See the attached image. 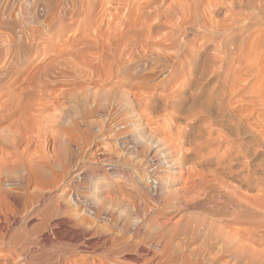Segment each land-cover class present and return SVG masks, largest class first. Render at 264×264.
Segmentation results:
<instances>
[{"label":"bare ground","instance_id":"bare-ground-1","mask_svg":"<svg viewBox=\"0 0 264 264\" xmlns=\"http://www.w3.org/2000/svg\"><path fill=\"white\" fill-rule=\"evenodd\" d=\"M136 10L139 15L134 22L132 38L143 53L149 52L166 62L172 73L162 82L164 86L179 77L184 87L181 93L170 96V100L164 97V90L159 92L164 98L156 96V86L153 91L140 86L120 88L110 95V104L136 111L139 132L133 137L126 136L125 132L118 135L124 134L120 144L125 151L130 150L134 155L141 152L142 156L126 160L122 153L119 155L110 150L107 154L101 153V166L115 170V161L125 159L129 166L144 171V175H137L134 182L138 183L143 176L146 183H152L153 194L167 193L165 186L172 180H184L177 191L169 195V200L164 199L163 204L172 207L170 212L189 207L204 209L205 202L199 196L206 181L214 182L221 194L220 200L204 209L201 215L181 214L176 219L161 216L159 220L144 222L140 216L149 201L142 195L126 193V197H122L125 201L122 206H119L120 200L118 206L114 205L115 201L111 209L105 210L102 206L103 211L99 212L105 221L119 223L118 230L113 231L112 237L102 246L103 255L121 258L122 261L114 259V264H264V29L260 28L264 22V0H142L136 4ZM151 12L165 29L151 30L147 21ZM19 50H24V46ZM8 51V45L1 41L0 63ZM58 55L54 59L57 66L76 68L80 64L79 59L68 58L69 53ZM30 83L44 99H49L45 80L35 79ZM202 115L206 119H202ZM35 117L39 132H42L45 126L41 117ZM213 121L219 135L231 139L228 152L224 151L221 156L222 163L207 171L213 175L208 180L195 169V164L201 161L204 154V148H201L212 136L199 130ZM125 123V120H118L113 125ZM100 126L105 125L101 123ZM6 135L14 141V131ZM238 137L241 140H235ZM10 152L0 146V243L5 239V230L17 226L20 219L25 221L22 233L28 235L26 228L32 215H40L54 229L51 234L65 241L55 247L58 262L76 255L78 250L91 248L88 241L91 239L85 236L83 217L74 214L75 223H71L70 217L63 215L61 202H57L54 209L36 208V191L45 176L46 165L41 162L45 158H25L23 167L8 166L11 163L6 156H12ZM122 172L120 170L119 174ZM6 183L17 185L26 193L21 192L20 197L7 196L3 189ZM147 196L151 198L149 194ZM106 201L104 199L102 203ZM115 212H118L117 216H113ZM51 234L45 231L34 242L30 235H25L24 245L21 243L26 248L25 253L32 244L50 242ZM2 256L0 264H17L14 259ZM98 264L104 263L99 261Z\"/></svg>","mask_w":264,"mask_h":264},{"label":"rangeland","instance_id":"rangeland-1","mask_svg":"<svg viewBox=\"0 0 264 264\" xmlns=\"http://www.w3.org/2000/svg\"><path fill=\"white\" fill-rule=\"evenodd\" d=\"M140 2L142 0H0V40L9 47L7 55L0 63V146L12 152V156H6L11 163L7 164L8 166L13 164L23 167L25 158H45L41 162L46 165L45 176L36 191V208L39 206L37 209H54L57 202H61L63 215L68 219L70 217L71 223H75L74 214L83 217L85 236L91 239L88 241L89 246H92L62 259L67 261V264H72V260L84 264H98L99 261L114 264L115 260L122 261L121 258H108L103 255L102 246L118 230L119 223L115 225L111 220L105 221L101 213L102 206L109 210L115 201L114 205L118 206L120 200L119 206H122L125 202L122 197H126V193L131 194L130 196L142 195L149 201L146 202L148 204L144 206L142 214L140 213L144 222L148 219L159 220L161 216L176 219L181 214L201 215L204 209L207 210L220 200L221 192L217 185L206 181V190L199 196V199L205 202L204 209L189 207L182 211L170 212L172 207L163 204L164 199L169 200L184 180H172L165 186L167 193L163 194H153L152 183H146L143 176L138 183L134 182L137 175H144V171L129 166L126 160L139 159L142 154L140 152L134 155L130 150L125 151L120 144L124 134L118 133L125 132L126 136L133 137L139 132L135 122L137 113L129 107L110 104V97L120 88L134 89L140 86L153 91L156 86V96L165 95L164 97L171 99L174 93H181L184 87L179 77L171 79L172 81L164 86L162 82L170 77L172 71H169L166 62L156 55L143 53L139 44L132 38L136 26L134 22L138 20L139 15L136 4ZM152 13L155 15L154 12H151V15ZM153 15L147 19L148 24L152 26L151 30L165 29ZM260 28L264 29V22L260 24ZM20 46H24V50H19ZM67 53L68 58L71 56L76 61L79 59L83 68H79L78 62L75 69L55 65L54 59L60 56L58 54ZM33 79L43 82L45 80L49 99H44L37 87L30 85ZM162 90L164 95L159 93ZM148 97L146 98L149 99ZM35 116H40L45 126L42 132H39V123ZM201 118L206 119V116L202 115ZM118 120H125V127L114 126L113 123ZM101 123L105 125L103 128ZM217 127L213 121L199 130L212 135L205 145L207 148H201L205 149L202 150L204 154L200 158L201 161L195 164V169L208 180H211L213 175L207 171L214 170L218 163H222L221 156L230 146L228 141L231 138L225 139L219 135ZM10 131L15 133L14 141L6 135ZM238 138L235 140H241ZM110 150L119 155L122 153L126 159L115 161V170L101 166L103 155ZM78 170L82 173L78 174ZM120 170L123 171L122 174H119ZM101 183L104 186H100ZM3 189L7 196L18 197L21 192L26 193L17 185L9 183L4 184ZM104 199L107 201L102 203ZM117 214L118 212H115L113 216ZM32 217V223L26 228L28 235H25H30L33 242L41 233L48 231L51 234L54 231L40 215ZM20 221L17 226L5 230V239L0 243V255H4L2 257H10L17 261V264H64L63 261L58 262L60 260H57L55 255L56 248L65 241L52 234V241H40L41 245L32 244V248L29 246L25 253L26 248L22 246L26 238L22 233L25 221ZM15 241L19 242L17 244L20 247L13 243Z\"/></svg>","mask_w":264,"mask_h":264}]
</instances>
